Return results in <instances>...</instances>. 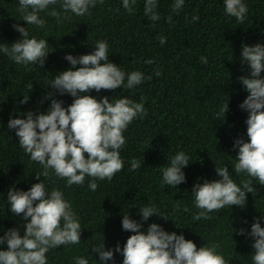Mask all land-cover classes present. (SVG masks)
<instances>
[{
  "label": "trees",
  "instance_id": "16d2710c",
  "mask_svg": "<svg viewBox=\"0 0 264 264\" xmlns=\"http://www.w3.org/2000/svg\"><path fill=\"white\" fill-rule=\"evenodd\" d=\"M144 2L136 0L130 14L122 0H104L83 17L69 12V18L61 21L47 14L53 8L61 11L58 2L40 13L46 23L38 28L22 20L18 0H0V43L19 39L20 33L13 28L19 24L28 29L29 38L46 39L50 50L43 68L18 65L0 52V236L14 227L21 235L24 232L23 217L11 213L7 204L8 190L27 191L40 182L35 173L43 171V166L20 147L8 120L23 118L29 110L46 112L50 101L44 99L45 93L54 92L48 84L59 72L72 67L65 55L91 53L97 41H105L110 62L126 73L138 70L151 79L134 89L120 87L87 94L97 100L102 96L110 100L127 97L143 103L147 114L134 119L123 132L126 143L119 150L123 169L111 180L97 179L95 191L89 188L92 178L88 176L82 185L70 187L52 170L47 177H40L49 191L63 193L82 227L81 242L50 249L47 264H75L76 257L99 264V254L92 252V247L104 244L107 250L119 244L122 248L132 234L122 230V217L127 214L141 223V231L157 223L167 232L182 234L197 248L219 245L217 253L226 264H253V238L234 229L250 231L254 218L264 216V186L234 171L238 149L233 148V142L236 138L248 140V113L238 107L248 93L238 78L249 73L240 56L244 45L264 44V0H242L248 8L243 24L225 14L223 0H184L179 12L173 11L174 0H157L160 19L156 21L145 16ZM169 16L172 23L167 22ZM194 16L199 17L195 22ZM160 37L166 39L165 44H160ZM148 60L152 63H145ZM23 95L29 96L26 104L19 103ZM55 98L63 101L65 108L73 100L68 94L56 93ZM226 98L225 118L217 119ZM180 151L191 160L182 169L186 182L176 188L161 187L163 169ZM133 160L141 167L131 170ZM225 166L238 186L251 180L254 192L246 193L243 208L226 206L209 213L210 219H194L200 210L191 193L193 185L218 179L215 168ZM147 206L166 219L154 214L147 221L141 220L139 207ZM260 223L264 227V219ZM6 247V243L0 245ZM122 260V255L114 252L115 264H122Z\"/></svg>",
  "mask_w": 264,
  "mask_h": 264
},
{
  "label": "clouds",
  "instance_id": "9594fccd",
  "mask_svg": "<svg viewBox=\"0 0 264 264\" xmlns=\"http://www.w3.org/2000/svg\"><path fill=\"white\" fill-rule=\"evenodd\" d=\"M58 2L61 11L53 8L47 14L61 21L69 18V12L83 17L97 2L103 4L104 0H18V10L26 25L44 28L46 22L40 13ZM135 2L122 0V6L131 14ZM183 4L184 0H174L173 11L179 12ZM223 4L227 16L234 17L240 24L244 23L248 8L242 0H223ZM156 7L157 0H145L144 14L152 21L160 19ZM198 19V16L192 17L193 22ZM167 22L172 23L171 16L167 17ZM13 28L20 33V38L10 44L0 43V52L18 65L43 68L50 52L48 41L29 38L28 29L19 24H14ZM159 42L165 44L166 39L160 37ZM64 58L72 67L59 72L48 84L54 92L45 93L44 99L50 101L47 111L34 114L29 110L23 114V118L18 116L8 120V128L15 131L20 147L32 161L43 166V171L35 173L40 182L32 184L27 191L8 190L7 204L11 213L23 217L24 232L21 235L14 227L0 236V245H7L0 248V264H47L46 253L50 249L81 242L82 227L71 203L64 199L60 190L49 191L40 177H47L49 170H52L70 187L82 185L88 176L92 178L89 188L95 191L97 179L111 180L123 169L119 151L126 143L123 132L134 119L147 114L143 103L127 97L115 100L113 97L110 100L102 96L97 100L87 94L92 90L115 91L120 87L134 89L144 80L151 79L138 70L126 73L110 62L105 41H97L91 53L79 56L66 54ZM240 60L242 65H247L249 73L238 78L248 93L238 105L248 113L245 121L248 140L236 138L233 142V148L238 149L234 171L246 174L264 186V76L261 75L264 73V44L244 45ZM201 61L207 62L204 57H201ZM145 63L151 64L152 61ZM160 74L156 72L157 76ZM56 93L68 94L73 100L65 108L63 101L55 98ZM28 100L29 96L23 95L19 103L26 104ZM227 110L226 98L217 119H224ZM190 161L183 151L171 157L169 166L163 169L161 187L168 185L176 188L185 183L186 176L182 169ZM140 167L139 161L131 162V170ZM215 173L218 179L205 180L192 187L195 206L200 210L194 217L196 220L210 219L209 213L219 212L226 206L243 208L246 193L255 190L251 180H243L242 187L238 186L226 166L216 167ZM139 214L143 221L154 214L166 219L151 206L139 207ZM261 219L264 216L254 218L250 231L234 229L239 235L253 238V264H264V227L261 226ZM121 226L122 230L132 233L122 248L119 244L115 249L107 250L104 244L92 247V252L99 254V264H106L107 261L115 264L114 252L122 255V264H226L223 256L217 253L219 245L197 248L193 241L185 239L182 234L167 232L157 223H150L146 232L141 231V223L131 219L128 214L123 215ZM75 264L89 262L84 257H76Z\"/></svg>",
  "mask_w": 264,
  "mask_h": 264
}]
</instances>
